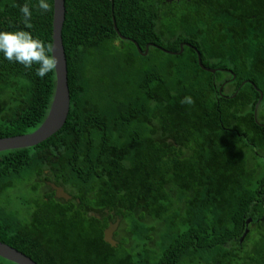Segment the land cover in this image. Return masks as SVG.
Listing matches in <instances>:
<instances>
[{
  "label": "trees",
  "instance_id": "obj_1",
  "mask_svg": "<svg viewBox=\"0 0 264 264\" xmlns=\"http://www.w3.org/2000/svg\"><path fill=\"white\" fill-rule=\"evenodd\" d=\"M24 3L0 0V30ZM51 5L25 30L52 45ZM61 35L69 112L0 151V241L37 264H264V0H65ZM54 86L0 55V137L38 127Z\"/></svg>",
  "mask_w": 264,
  "mask_h": 264
},
{
  "label": "water",
  "instance_id": "obj_2",
  "mask_svg": "<svg viewBox=\"0 0 264 264\" xmlns=\"http://www.w3.org/2000/svg\"><path fill=\"white\" fill-rule=\"evenodd\" d=\"M65 18V0H53V16H52V46L54 55L59 63L58 68L54 70L55 73V86L52 94V98L49 104L48 111L43 119V121L36 127L33 131L17 134L12 136L0 137V151L24 148L38 144L39 142L45 140L50 135L58 131L64 124L70 107V94L67 81V61L66 55L62 43V26ZM114 21V18H113ZM115 22V21H114ZM114 29L116 30L120 38L130 39L136 46L138 52L145 55L148 52L150 44H146L145 49L142 51L138 43L126 36H123L118 31L116 24L114 23ZM151 45L160 48L167 53H180L183 50L182 45L177 52L166 50L159 45L151 43ZM185 45L193 48L196 51L198 64L202 69L214 72V69L205 67L201 62V57L199 51L191 44L185 43ZM46 183L54 191V196L56 198H63L65 200L71 199V195L68 194L64 188L60 185H56L52 181H46ZM97 218L100 215H96ZM120 217H116L115 221H109L108 225L103 230V239L112 246L117 245V240L113 237V233L119 224ZM251 218L246 220V225L249 223ZM248 228H245L243 234L239 238V242H242L244 236L246 235ZM0 256L10 260L16 264H37L31 257L25 253L19 251L13 246L0 241ZM217 264V263H216Z\"/></svg>",
  "mask_w": 264,
  "mask_h": 264
},
{
  "label": "clouds",
  "instance_id": "obj_3",
  "mask_svg": "<svg viewBox=\"0 0 264 264\" xmlns=\"http://www.w3.org/2000/svg\"><path fill=\"white\" fill-rule=\"evenodd\" d=\"M51 0H37L30 7L28 3L19 6V12L25 25L24 29L0 30V55L6 61L18 63L25 69L35 71V75L41 79L58 67V59L54 55L53 46L46 44L42 39L36 37L32 32L25 29L31 28L33 7L38 8L41 13L51 10ZM182 104L193 105L194 98L186 95L181 100Z\"/></svg>",
  "mask_w": 264,
  "mask_h": 264
},
{
  "label": "flooded vegetation",
  "instance_id": "obj_4",
  "mask_svg": "<svg viewBox=\"0 0 264 264\" xmlns=\"http://www.w3.org/2000/svg\"><path fill=\"white\" fill-rule=\"evenodd\" d=\"M164 1L167 2V3H174V2H178L179 0H164ZM223 80H224V78H223ZM222 83L224 84L225 83V80Z\"/></svg>",
  "mask_w": 264,
  "mask_h": 264
},
{
  "label": "bare ground",
  "instance_id": "obj_5",
  "mask_svg": "<svg viewBox=\"0 0 264 264\" xmlns=\"http://www.w3.org/2000/svg\"><path fill=\"white\" fill-rule=\"evenodd\" d=\"M117 217V216H116ZM116 219V218H115ZM115 221V220H114ZM114 221H112V222H114ZM117 229V228H116ZM115 232V231H114ZM114 234V233H113Z\"/></svg>",
  "mask_w": 264,
  "mask_h": 264
}]
</instances>
